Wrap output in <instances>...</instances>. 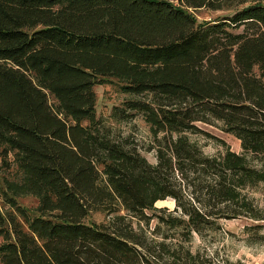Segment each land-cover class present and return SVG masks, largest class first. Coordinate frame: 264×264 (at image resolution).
Returning a JSON list of instances; mask_svg holds the SVG:
<instances>
[{
	"label": "trees",
	"instance_id": "trees-1",
	"mask_svg": "<svg viewBox=\"0 0 264 264\" xmlns=\"http://www.w3.org/2000/svg\"><path fill=\"white\" fill-rule=\"evenodd\" d=\"M199 8L229 13L197 22ZM111 77L135 96L112 115L143 116L154 164L101 128L93 87ZM215 121L264 158V0H0V158L22 176L11 189L39 200L32 214L4 194L0 263L175 264L140 223L201 234L263 219L242 189L264 167L206 155L187 135ZM166 198L180 216L147 212ZM95 212L112 217L88 222Z\"/></svg>",
	"mask_w": 264,
	"mask_h": 264
},
{
	"label": "rangeland",
	"instance_id": "rangeland-1",
	"mask_svg": "<svg viewBox=\"0 0 264 264\" xmlns=\"http://www.w3.org/2000/svg\"><path fill=\"white\" fill-rule=\"evenodd\" d=\"M197 22L214 19L218 16L228 14V10H210L199 8L188 10ZM96 94V115L101 120V128L108 132L110 137L128 138L130 144L137 147L145 159L154 164L155 143L149 128V124L143 116L136 113L130 120H119L113 117L112 112L115 106H121L122 102L128 98L135 97L124 93L121 89V81L117 78L103 79L93 87ZM84 122L83 124H86ZM202 130L201 133H187L188 137L194 141L204 154L223 158L227 151L237 154H245L241 141L224 130L221 122L215 121L212 124L197 123ZM249 164L264 167V158L253 157L245 154ZM22 176L17 167L12 164L6 167L0 158V205L4 212H8L9 205L4 201V194L14 195L19 193L17 200L32 214H37L39 200L36 196L23 193L21 187H12L11 184L20 186ZM243 193L250 198L254 205L264 216V180L256 184L244 187ZM149 214L159 216H180V212L175 209V201L172 198L158 200L153 208L147 211ZM121 214H126L124 211ZM128 215V214H127ZM112 215L105 212H95L89 215L88 222L106 223ZM186 220V217H184ZM136 225V219H133ZM215 225L206 227L201 234L184 228L183 224L176 227H169L154 217L148 224L140 223L144 234L148 240L155 242H165L170 250H173L175 259H167V255L162 254L160 262L174 260L175 264H193L188 259L187 253L194 258L196 264H264V218L252 219L246 216L224 219L217 221ZM155 228L156 233H153ZM3 238L0 237V243ZM1 264V263H0Z\"/></svg>",
	"mask_w": 264,
	"mask_h": 264
}]
</instances>
